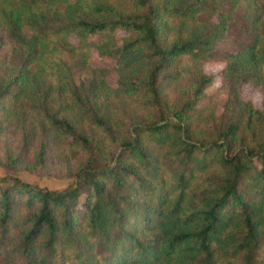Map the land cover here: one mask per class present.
I'll list each match as a JSON object with an SVG mask.
<instances>
[{"label":"trees","instance_id":"16d2710c","mask_svg":"<svg viewBox=\"0 0 264 264\" xmlns=\"http://www.w3.org/2000/svg\"><path fill=\"white\" fill-rule=\"evenodd\" d=\"M0 165V264H264V0H0Z\"/></svg>","mask_w":264,"mask_h":264},{"label":"rangeland","instance_id":"374dc122","mask_svg":"<svg viewBox=\"0 0 264 264\" xmlns=\"http://www.w3.org/2000/svg\"><path fill=\"white\" fill-rule=\"evenodd\" d=\"M71 39L74 41L76 38L73 36ZM228 44V43H226ZM89 63L93 66H100L106 63L112 64L113 60L108 56H99L95 50H92L89 57ZM223 66L222 62L219 61H208L204 64L205 71L212 73L214 75L213 81L209 84L205 90L202 99H206L210 97L212 100L216 102H221L225 99L226 93L222 89L218 88L219 85V77L218 70ZM78 76V73H76ZM107 81L110 84L115 83V75L114 73H110L107 75ZM241 93L246 98H251L254 104H260L261 95L258 91L253 90L249 85L245 84L241 87ZM9 171L0 165V176H3L5 173ZM15 174L26 181L31 183H35L39 186H46L48 188L57 189L62 188L67 185L70 181V177L67 175H62L60 173L57 174H46L43 171H27L24 169H19L15 172Z\"/></svg>","mask_w":264,"mask_h":264}]
</instances>
